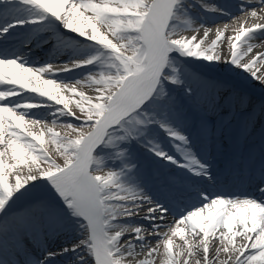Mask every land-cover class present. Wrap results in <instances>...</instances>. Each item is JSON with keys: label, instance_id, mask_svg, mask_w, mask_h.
<instances>
[{"label": "snow or ice", "instance_id": "snow-or-ice-1", "mask_svg": "<svg viewBox=\"0 0 264 264\" xmlns=\"http://www.w3.org/2000/svg\"><path fill=\"white\" fill-rule=\"evenodd\" d=\"M2 3H15L31 15L0 28V37L16 24L55 21L94 46L93 55L68 64L29 66L22 55L0 54V86H6L0 87V214L6 213L17 197H30L15 223L37 241H42L45 229H63L69 218L79 222L80 239L61 253L48 252L45 259L82 250L76 264H156V256L160 264H264V200L200 191L194 202L184 204L185 211L173 214L179 216L175 226L165 225L162 222L169 208L154 202L142 189L124 183L123 172L108 168L99 154L107 148L116 159H124L126 146L141 142L161 163L187 170L193 177L211 178L209 165L195 151L188 131L191 128L203 140L210 129L203 121L190 125V111L172 95L170 86L183 81L172 67L171 55L176 52L209 63L223 61L264 85V73L258 74L260 69L255 68L264 60V52L245 59L253 52L250 41L257 32L264 33V25L242 26L234 37H227L225 58L217 50L223 31H217L208 44L205 39L211 30L203 24V39L182 35L188 29L200 31L187 15V0H0ZM259 3L264 4V0ZM88 66L91 70L73 83L56 78L57 73ZM85 86L94 95L78 90ZM25 92L43 99L35 103L11 99L23 97ZM222 92V85H206L194 98L193 107L215 110ZM233 97L244 102L242 96L232 93L224 97L225 103L231 104ZM70 104L79 110V116ZM36 108L50 111L28 119ZM260 111L264 114V105ZM47 115L52 116L53 126L60 124L69 131L62 136L46 125L38 133L34 131ZM249 115L247 124L254 126ZM63 117H72L79 124L59 119ZM161 134L176 155L162 144ZM46 135L55 146L56 157L44 147ZM131 164L125 161V167ZM41 181L51 186L63 202L62 208L34 195ZM165 181L174 196H183L179 176L169 175ZM259 191L264 193V186ZM145 205L143 219L151 222V239L142 234V226L129 222ZM161 227L168 231L161 234ZM126 234L131 238L125 240ZM175 237L182 243L174 244ZM237 237L244 242L237 244ZM210 239L218 241L214 250ZM152 240L155 246H150ZM145 251L144 258L134 259ZM221 254L225 259H219ZM38 264H45V260Z\"/></svg>", "mask_w": 264, "mask_h": 264}, {"label": "bare ground", "instance_id": "bare-ground-1", "mask_svg": "<svg viewBox=\"0 0 264 264\" xmlns=\"http://www.w3.org/2000/svg\"><path fill=\"white\" fill-rule=\"evenodd\" d=\"M237 1H239L237 3ZM191 5V7H187V5ZM207 5L208 7H204ZM187 9V15L195 20V27L200 28V25L203 24L207 28H209L210 34L205 39V44L210 43L211 40L215 39V33L217 31H223L224 37L220 42H218L217 50L222 52V55L227 58L228 57V44L227 37H234L235 34L238 33L239 29L243 26L245 28H252L256 24L264 25V4L259 3V0H187V4L185 5ZM214 7L217 9L216 11L211 10ZM203 8V10L201 9ZM211 11L214 14L209 13ZM255 11L257 15L253 16L251 13ZM207 12V13H206ZM29 15H31L30 10L26 8H20L15 3L8 4L2 3L0 4V28H3L7 25H10L15 20H26ZM213 15V16H212ZM21 26L20 29L13 28L12 30L3 34L0 37V54L13 56V55H22L26 62L29 63V66H41L47 63H55V64H68L73 61L78 55H83L85 57H89L94 54V46L83 39L76 36L75 33L71 32H60L59 29L63 28L58 22L52 21L46 25L40 27L26 23ZM64 29V28H63ZM66 30V29H64ZM46 31L47 37H43L42 39L37 38V34L39 32ZM203 28H200L199 32H192L191 29L182 32V35L190 38L192 35H197L199 38L203 39ZM40 34V33H39ZM18 39V40H17ZM243 39V38H242ZM22 41H27L24 44ZM254 44L253 52L249 54L250 56L255 55L257 52H264V33L257 32L255 38L250 41ZM28 45V49L25 47ZM238 50L241 45L237 42ZM44 47V48H43ZM47 48L45 51L43 49ZM189 61L193 62L191 64H200L203 68L209 69L211 74H214L216 77H211L213 81H218L219 85L223 86V92L220 97L217 98V107L215 110L208 106H201L199 108H193V100L196 96L201 93L197 92L196 86L194 85V81L197 77H201L200 72H204L202 69H197L196 67L187 70V65L183 66V63L171 55L172 59V67L178 68L176 74L181 76L182 74L193 73L189 81L182 79V83L179 84V88L186 90L187 93L193 98L190 102H180V104L184 107L185 111H196V114L189 115L190 125L192 123H199L201 121L204 122L202 117L210 116L211 119L218 120L214 124H207V127L213 134H217V138H221V141H216L215 143L208 144L211 140L206 137L204 142L202 141V145L206 146L205 153L201 156L204 160L211 159V165L213 167H219L220 165L226 164L223 168V171L218 174H214L217 179V186H221L223 182H225V176L228 173V165L230 156L233 153H237L235 156V166L234 172H237L238 168H249L254 167L257 163V160L254 158H258L260 152H258V148L261 149L262 155H264V114H261V106L264 105V99L258 98L253 94L244 93L238 88H232L230 85L224 84L225 81L222 80L223 77H230L235 83L241 84L243 87L251 88L256 92H259L264 97V85H262L258 80L251 78V76L234 66L224 63L223 61L220 63H209L205 60H197L194 58L186 57ZM180 69V67H182ZM255 68L260 69V73H264V60H261ZM254 68V70H255ZM91 70V66L86 68H79L77 70H71L67 75L73 76V80L70 83H73L77 79H83V77ZM168 71H172V69H168ZM205 72H208L207 70ZM64 74V73H63ZM206 74V73H204ZM49 76H45L48 78ZM203 78V77H201ZM206 81H209L210 78H203ZM224 82V83H222ZM210 85V84H206ZM205 85V86H206ZM204 86V87H205ZM6 87V86H0ZM190 89V91H189ZM205 89V88H204ZM78 90L84 91L87 95H94V91L88 87H80ZM232 93H237L238 96H242L244 98V102L240 103L238 99L233 97V102L231 104L225 103L224 97L230 96ZM65 95H70V93H65ZM209 95L212 93L209 90ZM28 97H32V100L29 101ZM13 100L23 99L25 102H39L43 98L39 97L36 94H27L23 97H12ZM183 101V100H182ZM73 112L76 113L77 116L80 115L79 110L75 107L74 104H70L69 106ZM194 109V110H193ZM32 117L28 119L34 118L35 116H43L50 111L49 108H36L32 109ZM210 112L209 115H206V112ZM237 113V114H236ZM252 114V119L254 121V126L252 124H247L250 119V115ZM243 115L241 118L240 115ZM64 121H71L73 124H79L78 120H74L72 117H63L59 118ZM52 116L47 115L44 123L40 126L43 127L46 125L47 127L55 128L63 127L60 124L53 126L52 124ZM235 123V126H233ZM230 124V125H229ZM247 125V133H245V126ZM64 128V127H63ZM88 130L87 128H85ZM84 129V131H85ZM235 129V130H233ZM64 131H69L64 128ZM192 134V139L195 141V144L199 143L201 139L196 137L195 132L189 128L188 130ZM257 131V132H256ZM60 135H65L64 132H58ZM230 132V134H229ZM72 136H75V133H71ZM47 138H49L46 135ZM160 141L167 148V150L173 154V150L169 146H167L166 137L161 134ZM208 142V143H207ZM140 145L144 146L143 143L138 142ZM209 145V148L207 145ZM232 145H239V149L231 148ZM244 146H246L244 150ZM145 147V146H144ZM148 153L151 156V160H147L146 157H142L144 160L142 162L140 169V173L134 176V173L130 170L124 171L121 179L124 183L133 185L137 188L143 190L145 194L153 199L154 202L163 205L164 207L169 208V213L165 216L163 220V224L175 226V221L179 219V216H174V213H178L173 211V207H170L163 196H167L169 192L166 190L169 189L166 185L165 178L171 174L167 173L171 169L173 170V165L168 164L167 162L161 163L158 157H155L147 147H145ZM230 149L233 153H230V156L224 154L225 150ZM55 152V147H54ZM131 150V148H130ZM131 152V151H130ZM99 154H102L100 151ZM58 154L56 153V156ZM139 152L134 149L131 152V156H138ZM228 157V159H227ZM232 158V157H231ZM126 157L123 161H126ZM228 160V161H227ZM152 167V171L148 170L147 163ZM110 163L106 164L107 167L110 166ZM118 163V161H117ZM146 163V164H145ZM240 165V167H238ZM238 167V168H237ZM159 168V170H156ZM250 169V168H249ZM169 170V171H168ZM175 170L178 169L175 167ZM118 171V170H117ZM120 172V171H119ZM151 172V173H149ZM172 172V171H171ZM251 172V169H250ZM178 173L182 174V177L179 176L183 182V186L180 188L179 192L183 194L181 198L184 202L192 203L195 201L194 196L188 192L189 188L198 189L200 191L206 190V187L202 184V180H191L187 176L192 175L187 170H178ZM250 173L248 174V178L245 180L244 186H248L250 191H245L243 194L231 195L228 193V189L226 190H218L217 192L226 193L232 197H240V198H255L257 200H264V193L259 192L256 196L254 193L257 186L261 187L264 185V157L259 160L258 167L253 171L252 177L249 178ZM234 179L232 184L236 181ZM49 184L46 181L39 182L37 186V190L45 189ZM235 187V186H232ZM170 192L172 191L169 189ZM29 192H32V189H29ZM216 193V192H209ZM171 195V194H170ZM29 197L20 196L17 197L18 201H27ZM186 200V201H185ZM177 201V200H176ZM28 202V201H27ZM62 201H60L61 203ZM63 203V202H62ZM177 203V202H176ZM182 206V205H181ZM147 205L143 207V210H140L137 215H134L130 218L131 224H136L137 226H142L145 231L142 232L143 235L151 239L152 233L150 232L151 222L143 219V217L147 214L146 209ZM0 214V264H38L40 258L44 255L43 251L61 253L62 249L70 248L73 243L80 239V229L76 231L71 227H66L63 229H57L53 231H49L45 229L43 231L42 241H37L33 238L32 235L22 232L18 229L15 223V217H12L11 213H6V219H13L10 225H6V223L1 219ZM75 220V219H74ZM76 221V220H75ZM79 223L78 221H76ZM156 223H161L160 220H157ZM167 227H161L159 232L163 234L167 232ZM187 234V233H186ZM131 234H126L124 237L125 240L130 239ZM179 239V237H176ZM237 244H241L244 241L237 237ZM199 239V238H197ZM182 241L179 239L175 244H181ZM150 246H155V241L152 240ZM210 246L213 248L218 246V241L214 239H210ZM46 253V255H47ZM82 250L80 252L73 253L71 251L63 252L62 254H57L50 258L44 259L45 264H76V256L83 255ZM146 256V251L141 253L138 257L134 259H141ZM213 253H210V259H212ZM199 258V257H197ZM132 259V258H130ZM156 264H160V257H154ZM219 259H225V256L221 254Z\"/></svg>", "mask_w": 264, "mask_h": 264}, {"label": "rangeland", "instance_id": "rangeland-1", "mask_svg": "<svg viewBox=\"0 0 264 264\" xmlns=\"http://www.w3.org/2000/svg\"><path fill=\"white\" fill-rule=\"evenodd\" d=\"M66 32H68L67 30H65ZM203 76V75H202ZM201 76V77H202ZM201 77H197L196 79H195V81H194V85L196 86V90H198L197 92H199V93H201L202 91H204L205 89V85L206 84H210V85H212V83L214 82V81H206L205 79H203V78H201ZM173 87H174V89H177V85H172ZM250 90L251 91H253V89H251L250 88ZM177 95H179V96H181L180 97V99L182 100L183 99V101H189V100H191L192 101V97L189 95V93H187V91L186 90H183V89H177ZM261 96L260 97H263V95L262 94H260ZM175 97L177 98V100H179L180 101V99L178 98V96H176L175 95ZM190 114H193V115H195V113L193 112V111H190ZM40 127H36L35 129H34V131H36L37 133L40 131V129H39ZM55 130L56 131H58V132H64L65 134L67 133V131H64V128L63 127H58V128H55ZM86 130V129H85ZM72 135V134H71ZM49 138H47L46 136H45V144H44V147L46 148V149H48V151H49V154L50 155H52L53 157H56V152H54V145H51V144H49ZM130 144H132L133 145V142H131ZM127 150H129V147H126V155H130V154H128V152H127ZM101 152H102V154H100V156H101V158L102 159H104V162L105 163H107V164H109V162H111V163H114V162H116V158H115V156H114V154H110V150L109 149H107V148H105V149H102V150H100ZM126 157V156H125ZM118 160H120V159H118ZM121 165H119L118 166V168L120 167ZM112 169L113 170H116L117 169V167H112ZM130 171H132V172H134V176L135 175H137L138 173H139V171H137V167H132L131 169H129ZM105 171H107V169H105ZM117 171V170H116ZM119 171H122L123 173H124V169H122V168H119L118 169V172ZM122 176H123V174H122ZM34 195H36V196H40V197H45V198H47L48 200H50V201H52L54 204H56L58 207H63V203L61 202L60 203V199H59V197L56 195V193L54 192V190L51 188V186L50 185H48L45 189H40V190H37V191H35V193H34ZM28 202H30V200H31V198L29 197L28 199H26ZM26 201V202H27ZM24 203H25V200H23V201H18V200H14L13 202H11V204H10V206H9V208H8V210H7V212L11 209V208H18V207H21L22 208V206L24 205ZM24 207H25V205H24ZM23 207V208H24ZM22 210H24V209H22ZM1 219H3L4 221H5V218H4V215L3 216H1ZM174 239V244H175V242H178L179 241V239H177L176 237L175 238H173ZM238 240V238H236V241ZM161 251H162V248H161ZM174 251H175V249H174Z\"/></svg>", "mask_w": 264, "mask_h": 264}]
</instances>
